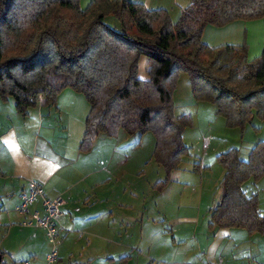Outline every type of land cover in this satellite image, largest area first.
I'll return each mask as SVG.
<instances>
[{
  "label": "trees",
  "instance_id": "16d2710c",
  "mask_svg": "<svg viewBox=\"0 0 264 264\" xmlns=\"http://www.w3.org/2000/svg\"><path fill=\"white\" fill-rule=\"evenodd\" d=\"M110 17L114 27L106 23ZM258 19L264 20V0H189L175 22L165 9L129 0H92L83 9L80 0H0V102L13 100L26 116L54 106L64 89L82 94L90 111L80 151H91L101 135L149 132L166 177L156 185L162 187L189 150L182 134L190 118L175 117L172 101L180 73L187 74L194 101L214 105L228 128L243 131L254 117L264 123V50L248 60L245 43L201 41L207 25ZM141 57L146 80L138 77ZM217 161L223 177L208 229L264 234L258 197L243 189L264 176V141L247 160L230 149Z\"/></svg>",
  "mask_w": 264,
  "mask_h": 264
},
{
  "label": "crops",
  "instance_id": "0c3cea01",
  "mask_svg": "<svg viewBox=\"0 0 264 264\" xmlns=\"http://www.w3.org/2000/svg\"><path fill=\"white\" fill-rule=\"evenodd\" d=\"M81 1L83 9L92 0ZM129 1L150 10L165 9L175 17L189 5L186 0ZM201 41L209 47L245 43L247 59L252 60L264 50V20H235L221 27L207 25ZM146 64L147 59L142 57L138 63V69L140 65L144 70L138 76L141 80L148 78ZM89 111L84 96L71 89L61 91L54 106L30 109L26 116L17 114L11 100L0 102L2 262L45 264L51 249L45 233L23 227L21 224L28 215L16 211L21 193L30 181H35L48 200L59 197L65 202L63 215L56 222V264H264V234L234 228L209 230L207 225L200 235L189 230L178 238L174 232L163 229L155 234L145 233L141 215L126 219L128 222L123 217L115 218V214L134 212L135 208L119 201L120 190L108 186L111 178L104 181L101 175L104 166L93 162L101 136L91 151H80ZM122 133L111 139L118 141ZM251 188L247 189V195H256L260 207L261 189ZM122 191L124 195L126 189ZM39 208L35 204L30 210ZM130 223H137L139 231L130 230Z\"/></svg>",
  "mask_w": 264,
  "mask_h": 264
},
{
  "label": "rangeland",
  "instance_id": "374dc122",
  "mask_svg": "<svg viewBox=\"0 0 264 264\" xmlns=\"http://www.w3.org/2000/svg\"><path fill=\"white\" fill-rule=\"evenodd\" d=\"M186 2L189 4V0ZM169 17L171 21H175L178 16ZM106 23L111 27L117 25L111 17L106 19ZM141 73H144V70L142 71L139 65V77ZM172 101L175 117L185 115L190 118L191 124L184 128L182 134V141L189 150L181 158L177 170L170 174L165 185L156 187L158 183L164 182L166 177L162 167L153 158L155 137L149 132L142 136L123 132L118 141L101 135L93 153V162L98 161L99 166H104V174L101 175L104 181L111 178L108 186H114L116 191L126 189L124 195L123 191H118L119 201L129 203V206L135 208L134 212L115 214V218L123 217L128 222L130 218L141 215L145 233L155 234L163 229L168 233L174 232V236L181 238L189 230H193L197 235L207 230L210 209L215 207L219 199V183L223 177V168L218 163L217 156L230 149H236L240 159L247 160L252 148L264 141V123L254 117L243 131L228 128L224 118L217 114L214 105L194 101L187 74L184 72L178 76L172 92ZM196 164L198 168L195 171ZM257 183L255 185L248 181L243 189L246 193L251 186H255L253 189L259 191L261 189L262 210L264 177ZM130 224V230H138L137 223Z\"/></svg>",
  "mask_w": 264,
  "mask_h": 264
},
{
  "label": "built area",
  "instance_id": "2783aa9c",
  "mask_svg": "<svg viewBox=\"0 0 264 264\" xmlns=\"http://www.w3.org/2000/svg\"><path fill=\"white\" fill-rule=\"evenodd\" d=\"M19 198L16 211L21 215H28V219L21 225L44 231L51 248L45 257V264H56L58 260L56 222L63 215L64 200L59 197L48 200L42 186L35 181L28 183L26 191L22 192ZM35 204H39L40 208L30 210Z\"/></svg>",
  "mask_w": 264,
  "mask_h": 264
},
{
  "label": "water",
  "instance_id": "95a60500",
  "mask_svg": "<svg viewBox=\"0 0 264 264\" xmlns=\"http://www.w3.org/2000/svg\"><path fill=\"white\" fill-rule=\"evenodd\" d=\"M0 264H3V263H2V256H1V255H0Z\"/></svg>",
  "mask_w": 264,
  "mask_h": 264
}]
</instances>
